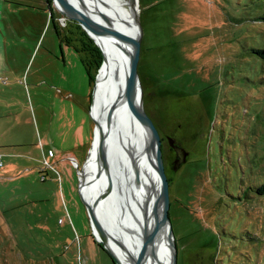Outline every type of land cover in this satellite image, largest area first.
I'll return each instance as SVG.
<instances>
[{
    "label": "rangeland",
    "instance_id": "374dc122",
    "mask_svg": "<svg viewBox=\"0 0 264 264\" xmlns=\"http://www.w3.org/2000/svg\"><path fill=\"white\" fill-rule=\"evenodd\" d=\"M137 14L177 264H264V0H138ZM93 47L54 0H0V264H117L79 191ZM167 136L188 152L176 171Z\"/></svg>",
    "mask_w": 264,
    "mask_h": 264
},
{
    "label": "bare ground",
    "instance_id": "6f19581e",
    "mask_svg": "<svg viewBox=\"0 0 264 264\" xmlns=\"http://www.w3.org/2000/svg\"><path fill=\"white\" fill-rule=\"evenodd\" d=\"M69 1L97 28L100 26L133 38L141 35L135 19L138 0ZM54 4L60 12L68 10L59 0H54ZM88 32L103 54L91 107V115L98 122L123 90L133 47L127 38L98 30ZM140 97L142 89L135 90L131 101L133 107L137 106ZM100 131L109 155V170L115 191L108 189L94 141L79 170L81 194L93 208L103 229L109 233L107 246L123 264H133L142 245L144 230L153 229L161 213V191L154 168L153 143L141 125L131 121L124 112L102 122ZM73 163L78 166L75 160ZM95 235L97 239H102L96 230ZM170 249L171 235L169 226L165 225L154 240L156 260L147 256L142 264H171Z\"/></svg>",
    "mask_w": 264,
    "mask_h": 264
},
{
    "label": "water",
    "instance_id": "95a60500",
    "mask_svg": "<svg viewBox=\"0 0 264 264\" xmlns=\"http://www.w3.org/2000/svg\"><path fill=\"white\" fill-rule=\"evenodd\" d=\"M59 1L68 7V10L62 11V13L67 18L78 21L80 25L86 30L87 33H89L88 30H98V31L108 32L118 37L127 38L132 43L133 50H132V55L130 56V59H129L130 61L129 70H128V75L125 80L123 90L120 93V96L118 97V99L114 102V104H112L102 114L100 120L98 122L93 120L94 128H93V137H92L91 146L93 142L96 141L98 155L101 161V169L106 179L105 180L106 184L108 185V189L110 191H115L113 183L111 181V176H110L109 155L107 153V150L104 147L102 134L100 131L102 122L111 120L113 119V117H115L119 113L124 112L131 121H134L140 124L143 130L151 138L152 143H153L152 146H153L154 168H156L157 170L158 177H159V183H160L161 200H162L161 213H160V218L158 219V221L154 223L153 229L149 230L146 228L144 230V236L142 237V245H141V248L139 249L137 257L133 259V264H142L147 258V256H149L151 260H154V261L156 260L155 254L153 251L154 240L157 238V236L160 233V230H162V228L165 225L169 226V232L171 235V249H170V252H171L170 254L172 258L171 264H177L176 245H175V240H174V236H173V232L171 229V224L169 222V216H168V211L170 207L169 181L166 176L165 169H164V163H163L162 138L158 130L156 129V127L153 125L152 121L149 119V117L145 113V109L143 107V98L140 97L139 102L136 107H133L131 104L135 90L141 89L139 74H138V62L140 59V46H141L142 32H141L138 14H136L135 19L139 25L141 35L138 38H133L128 35L120 34L117 31L108 30L107 28L105 29L100 26H98L97 28V26L93 24V22L90 21L87 17H85V15H83L69 0H59ZM166 139H167L168 145L175 152V159L173 161L172 169L176 171L181 166V164L186 162L188 152L183 147L175 143V140L172 137L167 136ZM78 173H79V191H80L81 198L85 204L89 221L91 223L92 233L94 234V237H96L95 235V230H96L102 238L101 240L96 238V240L100 243V245L103 248L107 249L110 252V254L113 256L117 264H123L120 261V259L116 256V254L107 246V239H109V233L105 229H103L97 216L95 215L93 211V208L90 207L89 203L83 198L81 194V177H80L79 171ZM120 246L125 249L123 244L120 243Z\"/></svg>",
    "mask_w": 264,
    "mask_h": 264
},
{
    "label": "trees",
    "instance_id": "16d2710c",
    "mask_svg": "<svg viewBox=\"0 0 264 264\" xmlns=\"http://www.w3.org/2000/svg\"><path fill=\"white\" fill-rule=\"evenodd\" d=\"M261 20L264 21V15L262 16ZM91 48L92 47H90V49ZM80 50L83 51L82 49H80ZM92 50H93V52L90 53V56H91V54H92V56H94V61L93 62L91 61V62H92V65L94 64V66L97 68L102 64L103 54L98 47H93ZM254 53H257L262 59H264V48L256 49V50H254ZM88 75H89L90 81L92 82V80L94 79V75H92L90 70H88ZM256 191L259 194H264V183L260 187H258L256 189ZM99 245H100V243H99Z\"/></svg>",
    "mask_w": 264,
    "mask_h": 264
},
{
    "label": "flooded vegetation",
    "instance_id": "af4514ba",
    "mask_svg": "<svg viewBox=\"0 0 264 264\" xmlns=\"http://www.w3.org/2000/svg\"><path fill=\"white\" fill-rule=\"evenodd\" d=\"M163 143H164V138L162 137V147H163ZM173 150V149H172Z\"/></svg>",
    "mask_w": 264,
    "mask_h": 264
},
{
    "label": "built area",
    "instance_id": "2783aa9c",
    "mask_svg": "<svg viewBox=\"0 0 264 264\" xmlns=\"http://www.w3.org/2000/svg\"><path fill=\"white\" fill-rule=\"evenodd\" d=\"M74 159H71V161L73 162ZM42 179H44V177H42Z\"/></svg>",
    "mask_w": 264,
    "mask_h": 264
},
{
    "label": "crops",
    "instance_id": "0c3cea01",
    "mask_svg": "<svg viewBox=\"0 0 264 264\" xmlns=\"http://www.w3.org/2000/svg\"><path fill=\"white\" fill-rule=\"evenodd\" d=\"M76 162V161H75ZM75 164V163H74ZM76 165V164H75ZM78 165V164H77Z\"/></svg>",
    "mask_w": 264,
    "mask_h": 264
}]
</instances>
